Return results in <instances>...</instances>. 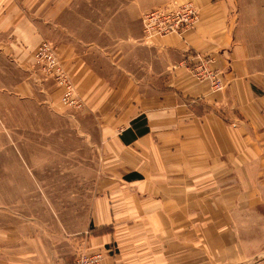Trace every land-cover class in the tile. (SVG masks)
<instances>
[{
	"label": "crops",
	"instance_id": "crops-1",
	"mask_svg": "<svg viewBox=\"0 0 264 264\" xmlns=\"http://www.w3.org/2000/svg\"><path fill=\"white\" fill-rule=\"evenodd\" d=\"M185 5L194 23L147 38L144 14ZM43 41L81 109L43 81ZM0 111L26 134L53 120L18 136L19 175L71 181L3 186L42 194L29 216L3 205L0 264H264V0H0Z\"/></svg>",
	"mask_w": 264,
	"mask_h": 264
},
{
	"label": "built area",
	"instance_id": "built-area-1",
	"mask_svg": "<svg viewBox=\"0 0 264 264\" xmlns=\"http://www.w3.org/2000/svg\"><path fill=\"white\" fill-rule=\"evenodd\" d=\"M196 20L194 9L185 5L182 7L167 6L146 13L142 17L148 39L168 34H179L183 25L188 26ZM34 63L42 74L43 81H53L60 90V107L63 109H81L83 103L78 95L75 84L66 71L56 48L48 41H43L35 50ZM215 85L221 88L217 79ZM106 251L93 253L79 251L76 253L73 264H103Z\"/></svg>",
	"mask_w": 264,
	"mask_h": 264
},
{
	"label": "rangeland",
	"instance_id": "rangeland-1",
	"mask_svg": "<svg viewBox=\"0 0 264 264\" xmlns=\"http://www.w3.org/2000/svg\"><path fill=\"white\" fill-rule=\"evenodd\" d=\"M35 52V51H34ZM34 55V54H33ZM53 111V109H52ZM9 115H12L11 119L18 120V113H7L5 111H0V221L2 220V216L4 215L5 209L3 205L6 203L9 206L10 202H13V200L16 201V208H8L7 211L12 210L11 213L5 214V215H16L15 217H18L20 215L22 216H29L27 214V207L34 208V200L27 198L28 195H33V194H42L40 192L38 193H22L18 191H3V186L6 185H18V184H26V183H55V184H65L66 182L70 183V179L68 176H57V175H44L40 177H29V176H23L19 175L18 171L20 168H24L25 165L23 163V160L18 156V148H20V144L16 141L18 139V136H30V137H35L37 136H49L52 134L51 128L49 126L53 120H48L44 117L43 125L44 127L41 129H32V131L28 132L27 134L24 133V129H18V128H7L3 127V118L7 117ZM6 123V121H5ZM72 130V129H71ZM66 131V130H65ZM75 133L78 134V132L75 129ZM47 136V137H48ZM77 136V135H76ZM44 138V137H43ZM15 141L12 143V141ZM45 147H48L49 149L56 148V144H49V145H44ZM31 150L30 152H32ZM51 156V155H50ZM55 160H50V159H44L40 163L38 161L37 166L42 167H50V166H56ZM90 164L91 168H95L98 166V161L95 159H92L90 161H86ZM4 171L6 174H4ZM41 178V179H40ZM30 179V180H29ZM37 179V180H36ZM41 180V181H40ZM9 187V186H8ZM8 189V188H7ZM46 195L50 198H52L55 202V205L59 207H64L65 202H66V196H70V192H44V196ZM74 195H78L81 201V206L82 201H83V196L86 195V193H83L82 191H76L74 192ZM40 204H36L37 207H39ZM44 205H42L43 207ZM41 207V208H42ZM82 209V208H80ZM77 223V222H76ZM77 226V224H74ZM79 252L76 251L75 254H73V261L75 258L76 253Z\"/></svg>",
	"mask_w": 264,
	"mask_h": 264
}]
</instances>
